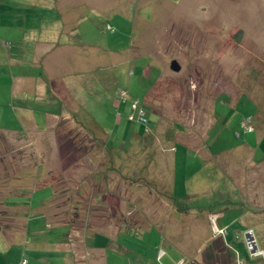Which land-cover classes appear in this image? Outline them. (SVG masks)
Masks as SVG:
<instances>
[{
    "label": "rangeland",
    "instance_id": "obj_1",
    "mask_svg": "<svg viewBox=\"0 0 264 264\" xmlns=\"http://www.w3.org/2000/svg\"><path fill=\"white\" fill-rule=\"evenodd\" d=\"M0 131V182L23 180L5 201L35 239L72 232L112 264H264V0H0Z\"/></svg>",
    "mask_w": 264,
    "mask_h": 264
},
{
    "label": "crops",
    "instance_id": "obj_2",
    "mask_svg": "<svg viewBox=\"0 0 264 264\" xmlns=\"http://www.w3.org/2000/svg\"><path fill=\"white\" fill-rule=\"evenodd\" d=\"M27 36L28 35H26L25 37L26 39H27ZM33 36H34V39L31 40V42L28 41V44L32 43V46L35 45L34 48H35L36 61L37 62L42 61L41 65H43L45 69L48 68L50 71H52V68L49 66V64L45 63L47 59L50 57L49 56L50 53L49 52H45V54L42 53V58L40 59L39 57L40 56V53H39L40 45L35 40L36 39L35 34H33ZM53 37L54 36H52L51 38ZM55 38L57 37H54V39ZM34 40H35V44H34ZM68 58L71 59L70 54ZM73 59L75 58L73 57ZM62 60L64 62L63 66L67 65V62L70 63L69 60H67L65 57ZM32 81H33L32 77L27 78L24 76H19V78H17V80L14 82V85H13L14 97L17 96L18 94H23L24 99L25 98H27L28 100L34 99L35 93L34 91H32V89L35 86L33 85L34 82ZM42 90L44 91V93L48 92L45 88H42ZM58 91H57V94H58L57 95L54 90V95H56L57 97L65 96L64 94L61 95L60 92L58 93ZM24 122L25 124H28L27 123L28 121H26V119ZM32 123H35V122L32 121ZM32 127L35 128V126H32ZM4 162L6 161H0L1 166L2 164H4ZM15 166L16 165H14V167ZM26 166L29 168H33L34 165H33V162H30L29 164H26ZM19 167L21 168V170H23L25 167L24 162ZM19 176L12 177L11 180H9L10 178H6V183L4 185H2L0 182V219L2 220V221L0 220V264H2L4 256L5 258H7L10 254L13 255L14 253L19 255L20 257H23V255L25 254L28 257H31V260H29L28 258L29 260L28 264H35V261H38V264H42V262H46V264H52V260L54 257L64 258L66 260V264H70V263L72 264L74 263L75 264H112L111 259L107 257L105 258L103 251H102L104 249L103 247H98L96 245L91 246L90 244L85 245L86 243L83 240L81 241L79 237H78V240H76L77 243L75 242L76 246L71 245L70 241H72L73 239L72 232L70 235H67L66 238L64 237V238H59L55 240H52L51 238H46V240H40L36 237L35 239L36 230L31 227L32 219L27 221L26 219L19 217V214L23 215L24 217L25 214H27V212L28 213L30 212V210L28 209L26 213H22V209L26 210L27 208H21L20 206H16L13 204H7V202L5 201V197L7 196L5 195V192H7V190H11V191L15 190V188H20V185L23 184V180L22 179L20 180ZM56 190L57 189L55 188V192ZM53 200L49 204H47L48 206L46 205L47 208H43L44 213L47 216L49 222H52V218H51L53 214L52 211L55 208V207L54 208L52 207L54 205ZM50 204H51V207H49ZM224 217L225 216L223 214V218ZM63 224L71 225V223L67 221H63ZM53 225H61V223H53ZM46 226H51V224L48 223L46 224ZM71 231H72V228H71ZM37 232L41 233L42 231H37ZM98 232H101V231H98ZM94 233H97V230H95ZM113 243H114V240H112V244H111L112 247H115L116 244L118 245V242L116 241H115L116 244H113ZM121 247L126 248L123 245H121ZM84 249L87 250L85 251L86 252L85 254L83 252ZM73 251H74V255L71 256V253L73 254ZM81 252L83 253V255H81L82 254ZM156 260H157L156 257H151L150 259L143 258L142 263L152 264L153 261H156ZM17 263L20 264L19 261L18 262L16 261V264ZM132 263L136 264L135 262H132V261L129 262V264H132ZM139 264L141 263L139 262Z\"/></svg>",
    "mask_w": 264,
    "mask_h": 264
},
{
    "label": "built area",
    "instance_id": "obj_3",
    "mask_svg": "<svg viewBox=\"0 0 264 264\" xmlns=\"http://www.w3.org/2000/svg\"><path fill=\"white\" fill-rule=\"evenodd\" d=\"M136 105H138V103H136ZM146 116H147V111H146L145 108H142L141 109V117L140 118H141V121L143 123H147L148 122V118ZM246 127H247V125H246ZM248 128H251V127H248ZM254 243H255V241L253 243L251 242V245L253 246ZM20 264H28L27 257L24 256L23 259L21 260Z\"/></svg>",
    "mask_w": 264,
    "mask_h": 264
},
{
    "label": "water",
    "instance_id": "obj_4",
    "mask_svg": "<svg viewBox=\"0 0 264 264\" xmlns=\"http://www.w3.org/2000/svg\"><path fill=\"white\" fill-rule=\"evenodd\" d=\"M171 68H172L174 71L179 72V71L181 70L182 66H181V64L179 63L178 60H174V61L172 62V64H171ZM248 237H252V238H253V236H252L251 233H248ZM254 244H255V243H254ZM255 246H256V245H255ZM256 247H257V246H256ZM256 249H257V248H256Z\"/></svg>",
    "mask_w": 264,
    "mask_h": 264
},
{
    "label": "trees",
    "instance_id": "obj_5",
    "mask_svg": "<svg viewBox=\"0 0 264 264\" xmlns=\"http://www.w3.org/2000/svg\"><path fill=\"white\" fill-rule=\"evenodd\" d=\"M1 132V131H0ZM56 194H55V200H53L54 201V204H56L57 203V201H58V199L60 198L59 196H60V193H59V188L58 187H56ZM57 206V205H56ZM25 257H27V255H24Z\"/></svg>",
    "mask_w": 264,
    "mask_h": 264
}]
</instances>
